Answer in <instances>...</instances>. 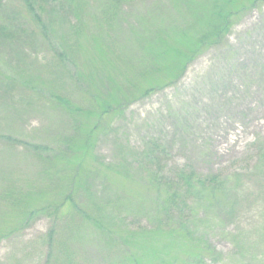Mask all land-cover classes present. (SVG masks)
Wrapping results in <instances>:
<instances>
[{"label": "rangeland", "instance_id": "rangeland-1", "mask_svg": "<svg viewBox=\"0 0 264 264\" xmlns=\"http://www.w3.org/2000/svg\"><path fill=\"white\" fill-rule=\"evenodd\" d=\"M172 1L144 0L141 4L140 0H129L127 5L134 11L152 8L158 20L162 15L161 3L166 6ZM179 1L183 10L167 19L163 17L165 21H159V24L164 22L161 27L155 26L161 34L159 38L165 39L159 43L163 45L153 47L154 52L147 49L145 56L138 42L128 45L127 28L123 31V26L114 27L117 55L113 68L122 65L118 72L123 73L118 81V74L106 79L105 74L96 73L94 69H104L99 64L93 65L94 52L99 51L101 44L89 48L83 40L84 49L81 46L80 51H75L77 64L69 65L66 73L60 71L57 78V94L70 99L69 107L68 102H62L61 97L58 99L49 91L24 89L16 81L7 92L9 85L0 83V196L6 202L10 200L3 188L14 180L23 185L26 194H31L27 199L31 206L44 209L11 231L12 235L0 237V264H45L50 251L44 245L47 235L57 239L56 257L48 264H188V259L193 264L189 257L192 251L189 236L178 238L172 229L173 221L180 223L189 218L190 207L201 205L189 199V194L186 199L179 197L186 193L184 188L177 196L183 199L179 204L181 210L171 217L173 221L163 219L162 229L156 236L148 233V229H154L159 223L156 220V225H152L154 220L150 218L160 210L162 198L171 197L174 189L167 192L161 186L162 190L158 191V184L147 185L136 178L134 183L118 179L113 169V177L106 176L108 186L95 173L93 177L94 190L100 191L105 186L107 199L116 200L114 207L102 211L95 210L93 205L86 208L90 216H107L106 230L82 212L74 214L69 207L58 211L57 205L64 196L54 190L59 181L57 172L75 171L79 165L106 170L105 167H115L117 163H124L123 167L129 169L138 159L143 160L136 151L146 148L151 139L161 144L159 159L153 166L161 170L159 177L163 182L164 177L177 179L182 172H192L196 178L233 175L234 195L238 191L246 192L232 213L221 214L217 204L211 209L210 201L197 208L199 238L211 249L199 261L202 264H264V215L261 213L264 197L260 194L261 186L264 187V156L261 155L264 152V0L252 5V0H235L233 11L237 14L231 18L226 35L214 39L209 36L204 44L201 40L209 29L208 16L216 11L212 0H174L173 6H180ZM131 20L125 18L124 25ZM29 52L27 58L37 59L32 50ZM38 52L48 57L51 51L41 48ZM10 58L0 45V80L5 81L2 74H18L15 61ZM142 58L151 62L150 69L154 68L140 79L137 69L145 71L142 68L145 66L138 63ZM42 66L31 67L37 73ZM132 67L136 69L135 76H124ZM78 69L79 74L90 77L80 78V75L79 81L74 75ZM50 72L47 66L40 73L47 80ZM129 78H139L140 86L139 82L130 83ZM107 83H110L108 90H112L110 95L105 87ZM95 95L106 98L103 102L106 107H94L96 102L92 96ZM24 143L44 147L38 155ZM118 155L126 156L125 160L123 156L117 161ZM49 163L51 172L42 174L43 167ZM52 171L56 172L54 180L50 176ZM134 171L140 176L138 171L142 169ZM31 183L41 191L34 192ZM123 191L132 195L129 204L122 196ZM147 191L154 195H145ZM75 197L80 200L79 195ZM81 199L86 198L81 196ZM142 203L147 212L138 210ZM4 212L12 211L0 200V214ZM118 214L121 221L112 219L119 217ZM11 217L0 216V235L1 231L8 230L10 225L6 221ZM130 227L134 234H128V238ZM112 230L116 235L110 234ZM241 231L244 233L239 235ZM238 237L245 244L249 241L247 245L242 243L243 249L236 244ZM245 249H250L249 253Z\"/></svg>", "mask_w": 264, "mask_h": 264}, {"label": "trees", "instance_id": "trees-1", "mask_svg": "<svg viewBox=\"0 0 264 264\" xmlns=\"http://www.w3.org/2000/svg\"><path fill=\"white\" fill-rule=\"evenodd\" d=\"M128 1L129 0H0V45L3 46L5 53L11 56L10 59H12V62L15 61L14 65L18 73H9L10 75L2 74L3 77H5V81L4 79H1L0 83L3 82L9 85L7 92L11 90L10 88L13 87L17 81L22 85V87H24V89L34 90L38 88L42 91H49L50 95L51 93L55 94L58 99H60L61 96L57 94L58 91L56 89V86L58 85L57 78L60 76L59 72L65 71L66 73L68 72L66 70L68 69L69 65L77 64L75 53L81 50V46L82 49H84V45H82L83 40L87 42L89 48H96L101 44L99 51L94 52L95 57L93 56V65L96 66L99 64L103 66L104 69L100 71L96 68L94 69L96 70V73L105 74L104 77L106 79H109L108 76L111 78V76L113 77L118 74L120 77L117 79V81L120 80L123 73L118 72V69L122 68V65L119 67L118 64L115 65V69L113 68V64L116 63L114 56L117 55V49L114 47L116 43L113 33L114 27L117 25L116 28L119 29V27L123 26V31L124 28H127L128 45H133L135 42H138L140 46L142 45V49L145 52L143 56H145L147 49L150 48L154 52L153 47L156 49V45L157 47L162 46L163 44L159 45V43L165 41V39L159 38L161 37V34L157 32V28L155 27L160 23L159 21H165L164 18L167 19L171 16L177 15L183 10L180 1V6H173L174 0L166 6L161 3L160 11H158L162 15L157 20L155 14L152 13L154 9L150 8L146 9V11H134L128 7ZM255 1L257 0H252L251 5L255 3ZM140 3L144 4V0H140ZM211 3H213V7L216 11L215 14L208 16L210 19V24L208 27L209 29L207 33L205 32L206 36H204L201 40V44H204L205 39L209 36L213 39L216 37L221 38L220 36H225L231 25V18L237 14L233 11L236 4L235 0H212ZM125 18H128L129 20L133 18L134 21L131 20L132 22H128L127 26H125L123 23ZM163 21L161 24L164 23ZM161 24H159L160 27ZM41 48H47L51 51L48 57H43L40 55L38 50ZM29 50H32L31 54L37 59L31 61V58H27V56L30 57ZM49 57H52V60L48 61ZM138 63L145 66L142 67L145 69L144 73L137 69V75L138 77L140 76V79L148 76L149 71H153L154 66H151L150 69L149 64L151 62L147 61L146 58H142L140 62L138 61ZM37 64H43V66L40 69H37V73H34L32 67L36 68ZM106 64H108V66ZM47 66L51 72L50 78L45 80V77L40 72L45 70ZM12 69H14V67ZM78 71H80V69L74 72L76 78H79L81 75L78 73ZM135 74L136 69L132 67L131 70L130 68L128 69L124 76H135ZM83 77L86 78L90 76H80V78ZM80 78L79 81L81 80ZM19 79H21V81ZM129 79L131 80L130 83L137 85L139 82L138 86H140L141 83L139 78L135 80L133 78ZM98 83L99 81L97 80V85ZM109 86L110 83H107L105 87L107 88V92L110 95L112 90H108ZM92 97H94L96 102L94 107H98V109L103 106L106 107V104H103L104 99L106 98L99 97L98 95ZM61 101L68 102L70 99L62 96ZM70 104L71 102H68L66 105L69 107ZM108 104L110 105L109 101ZM103 114L104 113H102V115ZM147 142L146 148L143 147L136 151L138 152L139 157H141L143 160L138 159L137 164H133L129 167V169L123 167L124 163H117L115 167H105L106 170L97 169L94 167L84 168V166L79 165L77 168L78 170L75 171L66 170L65 172H57V178H59V181L56 182L57 188H54V190L60 193V195L64 196L62 202L58 203L57 205L59 207L58 211L62 212L64 211L65 207H69L74 214L82 212L88 219H90L92 223L94 222L100 228L106 230L104 221L106 220L107 216L103 214L90 216L86 213V208L93 205L92 207H96L94 208L95 210L102 211L103 208L111 207L112 209V207H114L116 200L107 199L106 196H108V189L105 186H102L100 191L98 189L94 190L95 183L93 177L95 173L96 178H102L100 180H102L108 186L106 176L110 175L113 177L112 169L116 171L115 177L118 179H127L129 182L134 183L133 179L136 178V181L145 182L147 185L156 184L157 186L158 184V191L159 188L162 190V187L167 189V192H169V189L171 188L174 189L175 193L172 194L171 197L166 199L162 198L159 203L160 210L150 218L152 221L154 220L152 225H156V220L159 223L158 225L154 226V229H148V233H151L154 236H156L157 231L162 229L161 224L164 220L168 222L173 221L171 217L178 213L177 210H181L179 208V204H181L180 200L183 199H177V196L181 194V190L183 188L186 193L180 195L179 197L183 196L186 199L189 194V199L193 198V202L196 201L202 206H206L210 201V208L213 209V207H215L217 204L221 214H224V212L232 213L234 210H236V205L239 206L241 204L237 202L240 198L245 197L244 193L246 192L238 191V193H235L234 195L236 189L234 188L233 175L230 177L226 176L219 178L217 176L196 178L195 174L192 172H189V174L182 172L179 174V176H177V179L172 177H164L165 180L163 182L159 177L161 170H157L153 166L155 161L159 159L157 154L158 151H160L159 147H161V144L158 143V140L154 139H151ZM24 144H26L28 147H33L37 153L41 152V148L44 147L42 145L35 146L30 143ZM261 150L262 149H260V151ZM38 155H40V153H38ZM135 155H137V153H135L134 156ZM261 155L264 156V152H262ZM123 156L124 155H118L116 160L118 161V158L121 159ZM125 157L126 156L123 157L124 160ZM117 166L119 168H117ZM50 167H52L51 163H49L48 166L45 164V167L42 169V174L47 175L50 173ZM138 168L142 169V171H138L140 176H138L134 171ZM126 171L130 172L131 175L129 176V173ZM50 176L52 177L51 179L54 180L56 172L52 171V175ZM7 181H10L9 178ZM22 186L23 185L17 184L14 180H12L10 184L5 185L3 188L5 196L10 200L6 202L3 196H0V200H2L5 203V207L10 209L12 212H4V214H0V216L12 215V219H7L6 222L10 226L8 230L1 231V238L12 235L13 233H11V231H16L18 229L16 227L25 225L28 218L33 216L36 212L44 210L42 207L36 209V207L31 206L27 200L31 194H26V192L22 189ZM31 188L34 192L41 191V188H39L34 183H31ZM18 191L20 193H17ZM154 193L156 194V192ZM41 194L46 195L45 193ZM76 194L80 197L79 201L75 197ZM123 194V198L128 202L127 204H129L132 195L128 191H123ZM260 194L264 197L263 186H261ZM145 195L153 196L154 194L147 191ZM81 196H84L86 199H81ZM159 199L160 196H158V199L155 200L157 205ZM262 204L264 205V201ZM201 205L195 207L193 206L192 208L190 207L192 212L189 213V218L187 217L186 219L181 220L180 223L173 221L174 228H172L173 230L175 229V233L177 232L175 236H178V238H186L189 236V245L191 243L189 247L192 250L189 257H192L193 264H202L199 259L204 257L206 252L211 250L207 249L205 245H203V241L198 235L199 225L196 219L199 217L197 215V208L199 207V209H201ZM81 206H83V208ZM145 208L146 207L142 203L138 210L146 211L147 209ZM146 212L140 213H142L144 217H150V215ZM261 213L264 215V207L261 209ZM112 219L115 221L122 220L120 215L119 217H113ZM262 226L264 227V218ZM127 229V236L128 234H134L131 231V227ZM262 229L264 230V228ZM123 230L126 231L125 228ZM141 230L146 231V229ZM109 232L111 235H116L113 230ZM240 233H244V231L239 232V235ZM120 235L122 237V234ZM242 243L243 245H247L249 241L247 244H245V240L238 237L236 242L238 248L241 247L243 249ZM56 244V236L52 237V235H47L44 239V245L50 249V251L47 253V264L51 259L56 257ZM245 250L247 253H249L250 249Z\"/></svg>", "mask_w": 264, "mask_h": 264}]
</instances>
